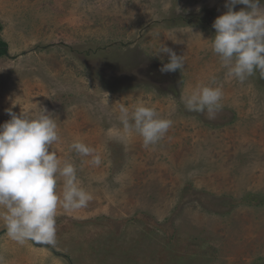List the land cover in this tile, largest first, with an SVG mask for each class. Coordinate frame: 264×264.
<instances>
[{"label": "rangeland", "instance_id": "rangeland-1", "mask_svg": "<svg viewBox=\"0 0 264 264\" xmlns=\"http://www.w3.org/2000/svg\"><path fill=\"white\" fill-rule=\"evenodd\" d=\"M224 11V0H0V123L9 108L51 112L53 149L93 195L59 210L55 246L0 229L5 264H264V79L225 76L206 40ZM162 41L181 71H159ZM212 75L223 108L208 120L181 97ZM135 104L174 122L152 148L121 139L119 106ZM73 140L102 163L69 152Z\"/></svg>", "mask_w": 264, "mask_h": 264}, {"label": "clouds", "instance_id": "clouds-1", "mask_svg": "<svg viewBox=\"0 0 264 264\" xmlns=\"http://www.w3.org/2000/svg\"><path fill=\"white\" fill-rule=\"evenodd\" d=\"M236 5L242 7L234 10ZM224 7L226 11L212 22L213 36L206 39L211 52L228 79L244 83L257 74L264 79V0H224ZM150 55L162 61V74L181 71L185 66L184 56L163 41ZM210 81L195 86L181 102L188 112L214 120L223 108L224 93L215 75ZM6 111L10 119L0 123V229L21 246L29 241L55 246L59 210L77 213L88 207L93 195L81 186L76 165L62 161L53 149L61 137L58 120L51 112L44 108L35 114L31 110L19 115L11 108ZM119 120L124 130L121 139L135 134L146 149L158 145L174 123L170 116H162L144 104L119 106ZM68 150L90 157L92 166L102 163L101 155L80 140H73ZM0 264H5L3 256Z\"/></svg>", "mask_w": 264, "mask_h": 264}, {"label": "trees", "instance_id": "trees-1", "mask_svg": "<svg viewBox=\"0 0 264 264\" xmlns=\"http://www.w3.org/2000/svg\"><path fill=\"white\" fill-rule=\"evenodd\" d=\"M8 43L0 36V57L7 55Z\"/></svg>", "mask_w": 264, "mask_h": 264}]
</instances>
